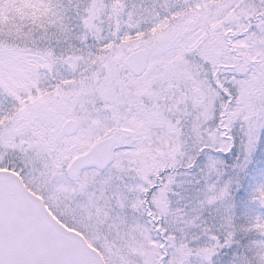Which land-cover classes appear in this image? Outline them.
Segmentation results:
<instances>
[{
    "label": "snow or ice",
    "instance_id": "6c2138e0",
    "mask_svg": "<svg viewBox=\"0 0 264 264\" xmlns=\"http://www.w3.org/2000/svg\"><path fill=\"white\" fill-rule=\"evenodd\" d=\"M0 264H264V0H0Z\"/></svg>",
    "mask_w": 264,
    "mask_h": 264
}]
</instances>
